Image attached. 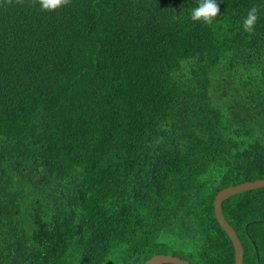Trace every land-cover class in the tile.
I'll use <instances>...</instances> for the list:
<instances>
[{"label": "trees", "instance_id": "trees-1", "mask_svg": "<svg viewBox=\"0 0 264 264\" xmlns=\"http://www.w3.org/2000/svg\"><path fill=\"white\" fill-rule=\"evenodd\" d=\"M198 2L0 0V264H234L213 202L264 180V0ZM221 210L264 264V188Z\"/></svg>", "mask_w": 264, "mask_h": 264}, {"label": "water", "instance_id": "water-1", "mask_svg": "<svg viewBox=\"0 0 264 264\" xmlns=\"http://www.w3.org/2000/svg\"><path fill=\"white\" fill-rule=\"evenodd\" d=\"M261 188H264V180L246 182L243 184H239L223 189L217 192V194L214 197L213 207H214L215 218L220 228L225 232L230 242L232 243L234 250V264H243V249L236 233L234 232L232 227L227 223V221L223 216L221 210L222 202L239 193L261 189ZM251 223H255V222H251ZM251 223L247 224L245 228H247ZM251 243L254 245L252 240ZM254 248H255L257 262H259V254L255 245ZM145 264H189V263L178 257H174L170 255H156L153 256L150 260H148Z\"/></svg>", "mask_w": 264, "mask_h": 264}, {"label": "clouds", "instance_id": "clouds-1", "mask_svg": "<svg viewBox=\"0 0 264 264\" xmlns=\"http://www.w3.org/2000/svg\"><path fill=\"white\" fill-rule=\"evenodd\" d=\"M36 2V0H34ZM42 11H54L70 3V0H38ZM220 13L217 0H199L198 5L192 9L190 20L211 24L213 19ZM258 20V8L251 7L243 21V30L249 34L253 33L254 26Z\"/></svg>", "mask_w": 264, "mask_h": 264}, {"label": "rangeland", "instance_id": "rangeland-1", "mask_svg": "<svg viewBox=\"0 0 264 264\" xmlns=\"http://www.w3.org/2000/svg\"><path fill=\"white\" fill-rule=\"evenodd\" d=\"M29 177L33 180L34 188L43 191L44 182L42 181V178L38 177V170L34 171L30 166H27L19 171L20 180H28Z\"/></svg>", "mask_w": 264, "mask_h": 264}]
</instances>
